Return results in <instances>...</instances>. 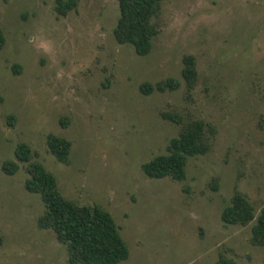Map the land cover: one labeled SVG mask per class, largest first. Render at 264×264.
Returning a JSON list of instances; mask_svg holds the SVG:
<instances>
[{"label":"rangeland","instance_id":"obj_1","mask_svg":"<svg viewBox=\"0 0 264 264\" xmlns=\"http://www.w3.org/2000/svg\"><path fill=\"white\" fill-rule=\"evenodd\" d=\"M118 18V0H79L66 16L55 0H0V264H69L64 245L38 226L44 205L25 188L26 164L12 176L2 170L20 143L63 196L112 214L129 248L119 264L220 256L264 264V247L250 243L253 223L221 220L236 190L257 215L264 209V0H163L147 56L115 40ZM184 55L198 71L188 99ZM167 78L181 88L140 93L142 83ZM162 111L215 129L210 151L189 158L180 183L141 167L178 135ZM49 135L71 141L69 163L50 153Z\"/></svg>","mask_w":264,"mask_h":264},{"label":"trees","instance_id":"obj_2","mask_svg":"<svg viewBox=\"0 0 264 264\" xmlns=\"http://www.w3.org/2000/svg\"><path fill=\"white\" fill-rule=\"evenodd\" d=\"M163 0H118L119 18L114 28L115 40L122 45H130L139 56H147L153 46V40L160 33L154 23ZM79 0H55V10L66 16L74 10ZM6 38L0 28V51ZM181 76L184 82L186 99L196 86L198 71L193 55L183 56ZM15 73L20 66L13 67ZM182 82L176 78H167L156 83L144 82L139 91L149 96L158 91L173 92L181 88ZM161 117L179 125L178 135L172 138L165 154L154 156L142 164L144 174L150 179L169 178L174 182H183L187 176L189 158L204 156L210 149L215 129L202 120L183 122L180 115L161 112ZM63 127L69 125L68 119H60ZM47 145L50 153L61 163H69L72 143L56 135H49ZM34 151L26 143H20L15 149V159L2 163V170L12 176L26 164L28 177L25 188L28 192L41 196L44 212L38 219V226L54 233L57 241L64 245L69 264H119L129 258V248L120 233V227L112 214L98 205H80L67 199L59 191L56 176L39 161L33 160ZM216 186L214 187V189ZM225 225L247 226L251 223L250 243L264 247V209L257 215L253 205L240 191H235L230 204L221 214ZM2 237L0 236V245ZM215 264H236L235 261L220 256Z\"/></svg>","mask_w":264,"mask_h":264}]
</instances>
